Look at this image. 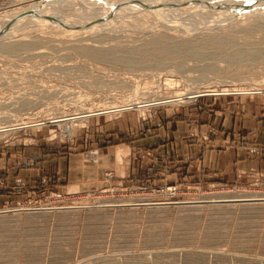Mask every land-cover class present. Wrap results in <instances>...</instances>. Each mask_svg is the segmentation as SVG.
Listing matches in <instances>:
<instances>
[{"label":"rangeland","instance_id":"1","mask_svg":"<svg viewBox=\"0 0 264 264\" xmlns=\"http://www.w3.org/2000/svg\"><path fill=\"white\" fill-rule=\"evenodd\" d=\"M38 1L0 0V16L15 24ZM87 1L1 31L11 48L0 47V152L77 151L96 119L140 126L215 97L264 107V0ZM243 176L152 184L109 173L76 194L38 179L0 204V264H264V175Z\"/></svg>","mask_w":264,"mask_h":264},{"label":"crops","instance_id":"2","mask_svg":"<svg viewBox=\"0 0 264 264\" xmlns=\"http://www.w3.org/2000/svg\"><path fill=\"white\" fill-rule=\"evenodd\" d=\"M95 124L94 141L77 151L31 144L0 152V204L28 193L38 179L45 180L39 188L76 194L103 186L109 173L121 182L149 177L152 184L264 175V107L251 96L210 98L140 126L124 118Z\"/></svg>","mask_w":264,"mask_h":264},{"label":"bare ground","instance_id":"3","mask_svg":"<svg viewBox=\"0 0 264 264\" xmlns=\"http://www.w3.org/2000/svg\"><path fill=\"white\" fill-rule=\"evenodd\" d=\"M62 2V0H53V1H49V0H44L43 1V3H42V5H44V7H43V9L40 11V0L37 2V4H35V6H31V8H29V9H26V11H24L23 9V12H21L22 14H24L23 15V17H22V19L20 20V21H18L17 23H15V24H10V23H6L2 18H4V17H2L1 18V16H0V31L2 30V28H5V29H8V30H10V29H14V28H17V29H19L18 27V25H24V24H27V25H34V23L36 24V22L37 21H34L35 19L36 20H38V22L40 21L39 19L41 18V17H43V12L45 13L46 11H48V10H50V7H54L53 5H55L56 4V2ZM73 1H75V0H73ZM82 1H87V0H82ZM104 1H107V2H110V3H112V4H115V5H117L118 6V4H119V6L120 5H123V3H125V2H127V1H124V2H121L120 0H104ZM130 1V0H129ZM128 1V2H129ZM141 0H132L131 2L132 3H134L135 5H136V3H138V2H140ZM156 1V0H155ZM158 1V0H157ZM156 1V2H157ZM152 2H154L153 0H152ZM181 2V1H180ZM105 3V2H104ZM122 3V4H121ZM132 3H130L129 5H131L132 6V8H133V5L134 4H132ZM143 3H146V2H143ZM148 3V2H147ZM151 2L149 1V3L147 4L148 6H150L151 4H150ZM155 3V2H154ZM87 4H88V6L89 5H91V6H93V8H95L96 6H97V3H88V1H87ZM150 4V5H149ZM134 5V6H135ZM140 5V4H139ZM138 4H137V6H139ZM143 5V4H142ZM95 6V7H94ZM137 6H135V8L137 7ZM144 6V5H143ZM146 6V5H145ZM144 6V7H145ZM90 7V6H89ZM142 7V6H141ZM147 7V6H146ZM151 7V6H150ZM128 8H130V7H128ZM139 8V7H138ZM176 8V7H175ZM59 9H61V8H59ZM96 9V8H95ZM111 10H117V9H115V7H111L110 8ZM122 9V8H121ZM121 9H119V10H121ZM126 9V8H125ZM122 10H124V9H122ZM137 10V9H136ZM128 11V10H127ZM135 11V9L132 11V10H130V12H134ZM184 15V14H183ZM3 16V15H2ZM45 18V17H44ZM8 20V19H7ZM22 21V22H21ZM19 22H21V23H19ZM19 23V24H18ZM39 24V23H38ZM12 26V27H11ZM24 27V26H23ZM21 28V27H20ZM25 28V27H24ZM21 29H23V28H21ZM26 29V28H25ZM30 30V29H29ZM14 31H17L16 29L14 30ZM26 31V30H25ZM3 32V31H2ZM2 32L0 33V35L2 34ZM11 32V31H10ZM18 32H20V31H18ZM12 33V32H11ZM13 34V33H12ZM14 35V34H13ZM10 45V44H9ZM0 47L1 48H4V49H10L11 47L10 46H8V45H6V44H4V46L3 45H0ZM12 48H15V46H13ZM252 91H256V90H252ZM256 93V92H255ZM69 121H72V119L71 120H69ZM249 200H252V199H249Z\"/></svg>","mask_w":264,"mask_h":264},{"label":"built area","instance_id":"4","mask_svg":"<svg viewBox=\"0 0 264 264\" xmlns=\"http://www.w3.org/2000/svg\"><path fill=\"white\" fill-rule=\"evenodd\" d=\"M163 188L165 193L171 194L172 192L176 191L177 186L175 184H167Z\"/></svg>","mask_w":264,"mask_h":264},{"label":"water","instance_id":"5","mask_svg":"<svg viewBox=\"0 0 264 264\" xmlns=\"http://www.w3.org/2000/svg\"><path fill=\"white\" fill-rule=\"evenodd\" d=\"M3 29H4V28H2V30H3ZM2 30H1V31H2ZM1 31H0V32H1Z\"/></svg>","mask_w":264,"mask_h":264}]
</instances>
